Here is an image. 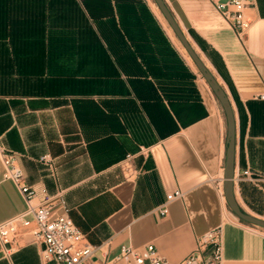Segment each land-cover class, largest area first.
<instances>
[{
	"label": "crops",
	"instance_id": "0c3cea01",
	"mask_svg": "<svg viewBox=\"0 0 264 264\" xmlns=\"http://www.w3.org/2000/svg\"><path fill=\"white\" fill-rule=\"evenodd\" d=\"M86 1L0 0V150L38 198L62 193L74 225L91 245L108 243L109 259L120 245L152 244L176 264L222 225L223 264H264V228L237 217L215 188L227 142L213 95L172 39L127 38L113 5L94 14ZM163 2L228 95L233 199L264 221V181L241 175L264 174V0L242 36L210 0ZM127 155L130 175L120 168ZM3 173L0 160V223L25 210ZM174 190L183 198L159 217L153 209ZM16 242L9 255L0 249V264H40L39 245Z\"/></svg>",
	"mask_w": 264,
	"mask_h": 264
},
{
	"label": "built area",
	"instance_id": "2783aa9c",
	"mask_svg": "<svg viewBox=\"0 0 264 264\" xmlns=\"http://www.w3.org/2000/svg\"><path fill=\"white\" fill-rule=\"evenodd\" d=\"M213 9L222 17L228 26L238 35H244L251 26L248 14L256 7V0H210ZM259 98L264 100V94ZM0 160L4 168L3 178L11 180L25 203V210L0 223V249L4 255H9L17 246V239H23L24 244L39 245L40 264H86L91 257L100 253L101 264H170L158 253L152 244L143 247L120 245L114 257H108V243L94 246L85 240L84 235L74 225L68 215V208L62 193L52 196L37 197L35 189L26 185L23 172L15 163L12 153L0 150ZM39 161L48 165L49 155H42ZM123 172L130 175L133 172L131 156L127 155L120 163ZM241 175L252 183L264 181V174L256 176L248 169ZM217 191H221L222 181L215 183ZM184 193L174 190L165 195L153 212L159 217L168 214V205L180 200ZM222 225L208 230L196 238L194 250L176 264H223V233Z\"/></svg>",
	"mask_w": 264,
	"mask_h": 264
},
{
	"label": "water",
	"instance_id": "95a60500",
	"mask_svg": "<svg viewBox=\"0 0 264 264\" xmlns=\"http://www.w3.org/2000/svg\"><path fill=\"white\" fill-rule=\"evenodd\" d=\"M157 4L160 12L162 13L164 19L171 27L173 32L176 35V38L183 46L189 57L191 58L192 62L194 63L196 69L199 71L201 76L205 79L215 96L220 101L226 116V142H227V150H226V158L224 163V175H223V193L225 200L229 206V208L235 213L237 217L241 220L250 223L255 226H259L264 228V221L251 217L245 213H242L239 208L237 207L232 194L233 188V140H234V118L228 103V100L222 91V89L218 86L215 79L210 75V73L206 70L203 66L200 59L197 57L195 52L192 50L191 46L189 45L185 35L182 33L181 29L178 27L177 23L173 19L172 15L168 11L167 7H165L162 0H154Z\"/></svg>",
	"mask_w": 264,
	"mask_h": 264
},
{
	"label": "rangeland",
	"instance_id": "374dc122",
	"mask_svg": "<svg viewBox=\"0 0 264 264\" xmlns=\"http://www.w3.org/2000/svg\"><path fill=\"white\" fill-rule=\"evenodd\" d=\"M78 1H79V3H81L83 0H78ZM117 1L118 0H109V4L113 5V7H115V10L117 12H118V10L116 8V5H119V4H121L120 6L125 5L126 9L122 8V10H126V11H124L122 13L123 21L127 22V20H131V22H129V23H132V22L136 21V19H139V20H141L142 25L145 28V31H146L148 36H150V37L165 36L167 39H170L169 41H171V39L173 40V42L175 44V49L177 48L180 51V53L183 55L184 59L186 60V63H187L186 66L196 75L197 79H198V76H199V83L200 84H202L204 87H206L205 84L207 85L206 88L210 91V93L213 95V98L219 104V106H220V108L222 110L223 116L225 117V121H226L225 112H224V109H223L220 101L215 96V94L213 93V91L211 90V88L209 87L207 82L205 81V79L201 76L199 71L196 69V67H195L194 63L192 62L191 58L189 57V55L187 54V52L185 51L183 46L180 44V42L176 38V35L173 32V30L171 29V27L168 25V23L164 19L163 15L160 12V9L158 8V6L155 3V1L154 0H119L118 3H117ZM126 5H132V9L130 7H126ZM164 5H165V3H164ZM165 7H166V5H165ZM128 9H130V10H128ZM95 11H92V12L95 14ZM165 27L167 29H169L171 34L168 33V31H167V29H165ZM182 33L186 36V34L183 31H182ZM186 39H187L189 45L191 46L192 50L195 52L197 57L202 62L203 66L210 73V75L215 79V81L218 84V86L224 92V94H225V96H226V98L228 100V103L230 105V108H231V111H232V114H233V118H234V112H233L232 106L230 104L228 95L226 94V92L223 89L222 85L218 81L215 73L211 70V68L208 66V64L204 61V59L201 57V55L198 53V51L193 47L191 42L188 40V37H186ZM157 41H158L157 43H158L159 47L162 48L163 44L160 42L161 40L158 39ZM195 75H193V76H195ZM202 80L205 82V84H204V82Z\"/></svg>",
	"mask_w": 264,
	"mask_h": 264
},
{
	"label": "trees",
	"instance_id": "16d2710c",
	"mask_svg": "<svg viewBox=\"0 0 264 264\" xmlns=\"http://www.w3.org/2000/svg\"><path fill=\"white\" fill-rule=\"evenodd\" d=\"M118 1H117V3H118ZM106 4L110 5L109 0H87L85 2V5L87 6V8L90 11H92V9L97 10L102 5H106ZM120 5L121 4L116 5V8L118 10L120 27H121L122 31L124 32L125 36L127 38H131L132 40H133V38H136V37H147L148 35L145 31V28L142 25L141 20L136 19V21H134L132 23H129V22H131V20H127V22L123 21L122 13L126 10H122V8H124V9H126V8H125V5H123V6H120ZM126 7H130L132 9V5H126ZM128 10H130V9H128ZM144 46L145 45L142 44V48Z\"/></svg>",
	"mask_w": 264,
	"mask_h": 264
},
{
	"label": "bare ground",
	"instance_id": "6f19581e",
	"mask_svg": "<svg viewBox=\"0 0 264 264\" xmlns=\"http://www.w3.org/2000/svg\"><path fill=\"white\" fill-rule=\"evenodd\" d=\"M164 26H165V25H164ZM165 29H167V28L165 27ZM170 30H171V29H170ZM167 31H168L169 34H171L170 31H169V29H167ZM202 81H203V80H202ZM203 82H204V81H203ZM204 84H205V82H204ZM205 86L207 87L206 84H205Z\"/></svg>",
	"mask_w": 264,
	"mask_h": 264
}]
</instances>
